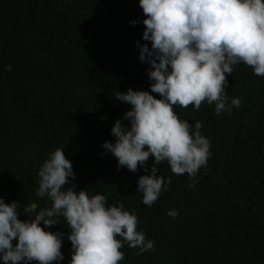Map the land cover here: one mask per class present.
<instances>
[{"label":"trees","instance_id":"1","mask_svg":"<svg viewBox=\"0 0 264 264\" xmlns=\"http://www.w3.org/2000/svg\"><path fill=\"white\" fill-rule=\"evenodd\" d=\"M143 18L139 0H0V197L45 206L35 195L38 170L63 148L76 190L122 202L155 241V250L142 254L125 244L120 264H264V77L251 66L237 64L227 77L229 102L242 100L230 115H216L206 103L199 111L174 109L193 125L201 121L211 141L194 188L164 162L158 174L171 185L148 207L137 180L150 171L118 169L102 148L115 141L110 130L131 107L114 91H150L149 65L138 59L136 44L151 43L142 39ZM18 218L32 216L21 209ZM50 230L70 231L63 218ZM61 251L65 259L52 264H69L67 235Z\"/></svg>","mask_w":264,"mask_h":264},{"label":"clouds","instance_id":"2","mask_svg":"<svg viewBox=\"0 0 264 264\" xmlns=\"http://www.w3.org/2000/svg\"><path fill=\"white\" fill-rule=\"evenodd\" d=\"M139 6L144 13L142 39L151 43L136 44L138 59L149 65L150 91H114L116 99L131 107L110 130L115 141H103L102 148L116 157L118 169L150 171L138 178L137 191L151 207L172 182L158 174L157 165L167 162L173 174H187L188 187L194 188L212 155L211 141L201 132L203 123L193 125L174 109L192 105L199 111L206 103L215 105L216 115H230L242 103L238 97L229 102L225 90L234 67L244 63L264 77V0H139ZM150 157L154 162L149 168ZM38 177L35 195L46 200L45 206L33 201L21 207L0 197L3 264L62 262L65 235L73 250L69 264H120L125 244L138 248L137 254L155 250V241L138 230L134 211L122 202L109 204L100 192L76 190L73 164L63 148L49 155ZM21 209L32 218L19 219ZM167 215L179 213L169 210ZM61 218L70 231H51Z\"/></svg>","mask_w":264,"mask_h":264}]
</instances>
